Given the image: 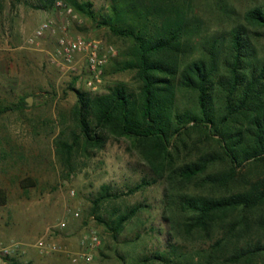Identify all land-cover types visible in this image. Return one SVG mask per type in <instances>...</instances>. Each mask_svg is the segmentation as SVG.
<instances>
[{
    "label": "rangeland",
    "instance_id": "obj_1",
    "mask_svg": "<svg viewBox=\"0 0 264 264\" xmlns=\"http://www.w3.org/2000/svg\"><path fill=\"white\" fill-rule=\"evenodd\" d=\"M57 1L67 5L65 0H0V189L5 197L0 204V244L10 247L7 256H0V264L11 260L18 264H233L227 259L231 243L213 248L223 236V225L209 233L186 232L181 224L186 214L166 202L165 179L128 192L142 179L154 175L128 138L110 137L101 148L87 150L80 140L70 158L65 159L59 145L64 139L70 141L72 132H78L71 113L76 101L71 85L100 94L123 84L139 97L141 82L135 69L123 67L131 57V38L113 34L107 26L96 25L86 15H69L57 6ZM89 1L97 20L108 13L110 0ZM147 2L161 14L151 18L153 29H159L166 19L181 16L194 20L183 38L179 66L200 56L207 57L213 48L220 54V74L224 73L222 57L228 32L245 24L243 16L248 9L264 7V0ZM48 20L53 32L34 37L36 28ZM63 31L88 41L97 40L104 50L112 47L100 82L88 84L92 78L84 54L75 56L71 65L62 62L57 40ZM248 35L257 56L255 62L264 64V37ZM175 94L179 112L185 109L200 114L195 91L176 86ZM212 96L217 119L224 99L218 85ZM22 98L25 103L21 105ZM210 129L204 123L185 124L172 138L174 162L188 161L205 150H220L218 136ZM225 167V163H220L214 169ZM238 172V177L245 181L255 179L264 174V163L250 161ZM103 184L118 196L105 200L92 212V201ZM188 186L186 191L190 193L207 195L239 188ZM138 204L136 214L116 236L97 219V215L105 219L115 217ZM237 217L238 211L226 216L225 223ZM61 221L64 226L58 228ZM48 228V238L61 250L41 253L35 243ZM91 231L98 236L93 245ZM258 236L263 237L249 227L239 241L244 244ZM77 252L91 255L90 260L73 262L72 253ZM263 260V256L256 257L251 264H261Z\"/></svg>",
    "mask_w": 264,
    "mask_h": 264
},
{
    "label": "trees",
    "instance_id": "obj_2",
    "mask_svg": "<svg viewBox=\"0 0 264 264\" xmlns=\"http://www.w3.org/2000/svg\"><path fill=\"white\" fill-rule=\"evenodd\" d=\"M147 1L110 0L108 13L97 20L91 1L65 0L74 12L88 16L96 25H105L113 34L132 39L131 57L123 67L135 69L141 85L139 97L123 84L100 94L71 85L76 94L71 113L78 132H72L70 141L64 139L60 143V151L68 160L80 140L87 150L101 148L110 137L128 138L154 174L128 192L165 179L166 202L186 214L181 222L186 232L209 233L221 224L223 236L213 248L231 243L227 259L233 264H251L256 257H264V174L245 181L242 176L238 177V169L250 161L264 163V64L255 62L257 56L248 35L264 37V7L248 9L243 16L245 24L236 25L228 32L222 57L224 73L220 74V54L213 48L207 57L200 56L179 66L183 38L194 20L181 16L166 19L159 29H153L151 18L161 14ZM215 85L224 95L217 119L212 96ZM176 86L197 93L200 114L185 109L178 111ZM20 102L24 104L25 99ZM190 121L212 128L211 132L218 136L220 150H205L193 159L176 163L172 138ZM220 163L226 167L214 169ZM188 185L219 189L239 185V188L225 194L207 195L186 191ZM116 196L109 185L103 184L92 201V212ZM4 200L0 189V204ZM139 207V204L133 205L109 219L97 215V219L116 236ZM236 211L238 217L225 223L226 216ZM249 227L263 237L241 244L239 240L247 235ZM7 264L18 263L11 260Z\"/></svg>",
    "mask_w": 264,
    "mask_h": 264
},
{
    "label": "built area",
    "instance_id": "obj_3",
    "mask_svg": "<svg viewBox=\"0 0 264 264\" xmlns=\"http://www.w3.org/2000/svg\"><path fill=\"white\" fill-rule=\"evenodd\" d=\"M57 6L65 11L69 15H74V11L71 7L64 5L62 1H57ZM65 29V27H64ZM53 32L51 21L42 22L35 30L34 37H41L46 32ZM58 50L57 53L63 59V63L71 65L74 62V58L77 55L84 54L86 56L87 71L92 78L89 81V85L93 82H100V77L102 75V70L107 62L108 55L112 52V47L103 49L100 42L97 40L88 41L80 36H71L66 34L64 31L59 35L58 40ZM104 50V51H103ZM112 54V53H111ZM74 68V67H71ZM92 88H96L93 85ZM58 228H63L64 222L61 221L58 224ZM49 228L47 231L38 238L35 243L36 248L41 253L53 252L61 250V247L56 243L52 242L49 238ZM90 245L96 244L98 241V236L94 231L89 233ZM9 246L0 244V256H7L9 253ZM72 261L78 262L79 260H84L87 262L90 260L91 255L86 252L72 253Z\"/></svg>",
    "mask_w": 264,
    "mask_h": 264
},
{
    "label": "water",
    "instance_id": "obj_4",
    "mask_svg": "<svg viewBox=\"0 0 264 264\" xmlns=\"http://www.w3.org/2000/svg\"><path fill=\"white\" fill-rule=\"evenodd\" d=\"M26 101H27V104H30L31 103L30 99H27Z\"/></svg>",
    "mask_w": 264,
    "mask_h": 264
}]
</instances>
